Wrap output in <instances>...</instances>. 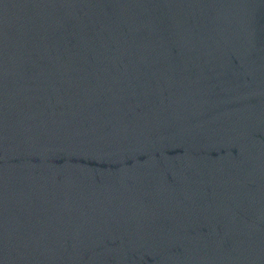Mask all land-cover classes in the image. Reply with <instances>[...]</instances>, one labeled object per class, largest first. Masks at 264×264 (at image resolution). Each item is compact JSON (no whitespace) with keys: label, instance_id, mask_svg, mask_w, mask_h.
Wrapping results in <instances>:
<instances>
[{"label":"water","instance_id":"water-1","mask_svg":"<svg viewBox=\"0 0 264 264\" xmlns=\"http://www.w3.org/2000/svg\"><path fill=\"white\" fill-rule=\"evenodd\" d=\"M0 264H264V0H0Z\"/></svg>","mask_w":264,"mask_h":264}]
</instances>
